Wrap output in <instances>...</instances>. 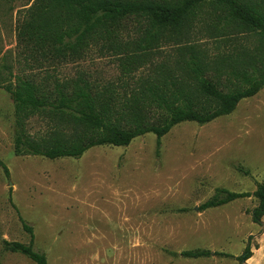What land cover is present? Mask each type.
<instances>
[{
  "label": "trees",
  "instance_id": "trees-1",
  "mask_svg": "<svg viewBox=\"0 0 264 264\" xmlns=\"http://www.w3.org/2000/svg\"><path fill=\"white\" fill-rule=\"evenodd\" d=\"M17 73L0 72V89L14 104V153L50 160L78 159L98 146H128L153 133L157 145L183 122L205 125L232 114L264 88V0H33L16 28ZM164 45L174 51L162 54ZM112 58L115 79L84 69H59L91 58ZM36 119L43 128L29 130ZM4 172L9 170L2 162ZM246 175L245 169L240 168ZM255 198L250 212L264 218V183L252 192L219 188L200 211ZM28 244L2 240L5 252L49 264ZM173 257H231L211 250ZM250 246L237 259L252 257Z\"/></svg>",
  "mask_w": 264,
  "mask_h": 264
},
{
  "label": "rangeland",
  "instance_id": "rangeland-1",
  "mask_svg": "<svg viewBox=\"0 0 264 264\" xmlns=\"http://www.w3.org/2000/svg\"><path fill=\"white\" fill-rule=\"evenodd\" d=\"M33 0H0V72L17 73L16 28ZM162 54L172 53L164 45ZM115 79L110 57L96 53L59 69ZM43 128L33 119L31 133ZM14 104L0 89V264H35L5 252L2 240L28 244L49 264H264V218L255 198L200 211L219 188L252 193L264 183V88L227 116L176 125L157 145L153 133L128 146H98L82 157L50 160L14 153ZM240 168L248 171L246 175ZM250 246L252 257L237 258ZM211 250L231 257L198 259L169 253Z\"/></svg>",
  "mask_w": 264,
  "mask_h": 264
},
{
  "label": "crops",
  "instance_id": "crops-1",
  "mask_svg": "<svg viewBox=\"0 0 264 264\" xmlns=\"http://www.w3.org/2000/svg\"><path fill=\"white\" fill-rule=\"evenodd\" d=\"M248 260H249V259H248ZM248 260H247V261H248ZM247 261H246V262H247Z\"/></svg>",
  "mask_w": 264,
  "mask_h": 264
}]
</instances>
